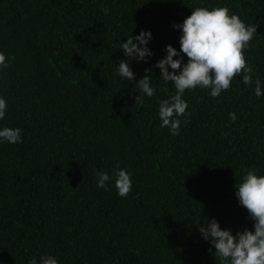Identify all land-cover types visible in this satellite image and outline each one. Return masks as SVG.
I'll use <instances>...</instances> for the list:
<instances>
[{"label": "trees", "instance_id": "1", "mask_svg": "<svg viewBox=\"0 0 264 264\" xmlns=\"http://www.w3.org/2000/svg\"><path fill=\"white\" fill-rule=\"evenodd\" d=\"M217 6L258 27L245 55L264 91V0H0L9 60L0 130L22 135L0 141V264H39L43 255L59 264H220L200 226L216 219L233 235L254 231L235 186L245 169L264 175V96L255 85L241 74L216 98L186 90L176 136L158 115L176 93L155 67L168 45L180 50L173 25ZM142 30L153 35L147 62L120 48ZM121 60L135 81L119 75ZM146 69L156 94L135 106ZM119 168L131 173L127 197L114 180L97 186V172Z\"/></svg>", "mask_w": 264, "mask_h": 264}, {"label": "clouds", "instance_id": "2", "mask_svg": "<svg viewBox=\"0 0 264 264\" xmlns=\"http://www.w3.org/2000/svg\"><path fill=\"white\" fill-rule=\"evenodd\" d=\"M102 11L108 13L107 8ZM173 28L182 29L180 50L168 45L166 57L155 65L161 70L160 79L165 84L173 82L176 90L170 99L160 102L158 115L162 128L170 129L174 136L180 134L179 117H183L188 108V102L183 99L186 90L196 87L211 89V97L216 98L231 87L236 76L243 74L242 82L249 86L254 84L256 96H264L261 80H253V68L245 55L257 34V26L247 25L239 15L230 14L226 6H217L211 9L196 7L182 24H174ZM152 38L151 31L142 30L138 36L127 37V42L121 43L120 48L132 60L147 62L154 55L148 47ZM185 55L187 63H184ZM8 67V57L0 52V69ZM118 73L128 81L136 80L129 60L119 62ZM145 73L144 78L136 83L141 91L135 98V106L143 105L144 94L147 97L156 94L151 86V69H146ZM6 110L7 101L0 97V120L4 119ZM229 116L233 121L237 119L235 113H229ZM187 122L184 121L185 124ZM0 141L10 144L22 142L21 129L4 127L0 130ZM257 172V169H245L242 182L235 186L240 205L247 209L254 221V231L246 228L233 235L231 229L223 230L216 219L207 220L199 227L202 237L215 248V257L220 264H264V175H257ZM96 175L99 188L106 190L107 182L114 180L120 197H127L132 191L131 173L126 169H117L114 176L107 172H97ZM29 264H37V259L33 257ZM39 264H59V261L55 256L43 255Z\"/></svg>", "mask_w": 264, "mask_h": 264}]
</instances>
